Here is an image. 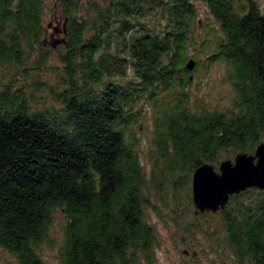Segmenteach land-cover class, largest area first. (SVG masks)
<instances>
[{
	"label": "trees",
	"instance_id": "obj_1",
	"mask_svg": "<svg viewBox=\"0 0 264 264\" xmlns=\"http://www.w3.org/2000/svg\"><path fill=\"white\" fill-rule=\"evenodd\" d=\"M47 15L63 20L55 47ZM213 64L231 93L220 107L191 92ZM262 141L259 0H0V249L17 264H50L40 248L55 215L57 264H157L146 211L159 205L181 207L171 220L188 216L187 233L213 219L217 256L264 264V190L216 213L191 200L197 167Z\"/></svg>",
	"mask_w": 264,
	"mask_h": 264
},
{
	"label": "rangeland",
	"instance_id": "obj_2",
	"mask_svg": "<svg viewBox=\"0 0 264 264\" xmlns=\"http://www.w3.org/2000/svg\"><path fill=\"white\" fill-rule=\"evenodd\" d=\"M264 7V0H259ZM200 17L207 12L201 2H195ZM44 23L48 28L46 42L55 47L57 41L62 38L63 20L59 16L50 17L47 15ZM197 78L194 79L191 92L197 98L207 100L215 106H223L228 103L231 96L230 88L223 79V68L219 64H213L208 69H198ZM138 136L141 138L139 146V158L146 171L149 170L148 163L144 158L147 143V131L140 128ZM158 205V204H156ZM181 210V207L169 205V208L158 206L159 214L152 209L146 211L148 222L156 229L159 238V246L155 251L157 264H232L227 255H219L213 252L212 238L207 230L215 226L213 219L210 221L201 220L202 229L193 233L183 230V221L188 220V216L176 225L172 220V209ZM60 216L55 215L52 227L49 232L50 245L41 246L42 258L50 263L57 264V250L60 242ZM0 264H17L16 260L6 251L0 249Z\"/></svg>",
	"mask_w": 264,
	"mask_h": 264
},
{
	"label": "water",
	"instance_id": "obj_3",
	"mask_svg": "<svg viewBox=\"0 0 264 264\" xmlns=\"http://www.w3.org/2000/svg\"><path fill=\"white\" fill-rule=\"evenodd\" d=\"M185 66L191 70L194 62L189 60ZM249 188L264 190V141L252 154L238 152L217 169L208 163L197 167L191 178V200L198 212L216 213L230 196Z\"/></svg>",
	"mask_w": 264,
	"mask_h": 264
}]
</instances>
